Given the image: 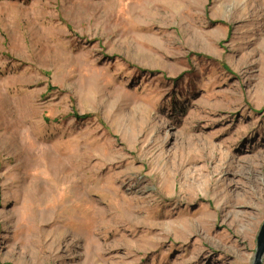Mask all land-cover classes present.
I'll return each instance as SVG.
<instances>
[{"label": "rangeland", "instance_id": "rangeland-1", "mask_svg": "<svg viewBox=\"0 0 264 264\" xmlns=\"http://www.w3.org/2000/svg\"><path fill=\"white\" fill-rule=\"evenodd\" d=\"M263 221L264 0H0V264H252Z\"/></svg>", "mask_w": 264, "mask_h": 264}, {"label": "water", "instance_id": "water-1", "mask_svg": "<svg viewBox=\"0 0 264 264\" xmlns=\"http://www.w3.org/2000/svg\"><path fill=\"white\" fill-rule=\"evenodd\" d=\"M263 255H264V221L261 224L257 235V247L255 250L252 264H262Z\"/></svg>", "mask_w": 264, "mask_h": 264}]
</instances>
